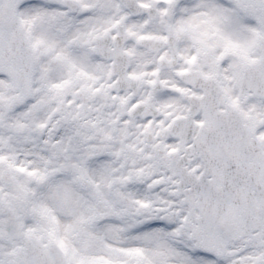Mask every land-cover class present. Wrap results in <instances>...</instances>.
<instances>
[{
  "label": "snow or ice",
  "instance_id": "snow-or-ice-1",
  "mask_svg": "<svg viewBox=\"0 0 264 264\" xmlns=\"http://www.w3.org/2000/svg\"><path fill=\"white\" fill-rule=\"evenodd\" d=\"M0 264H264V0H0Z\"/></svg>",
  "mask_w": 264,
  "mask_h": 264
}]
</instances>
